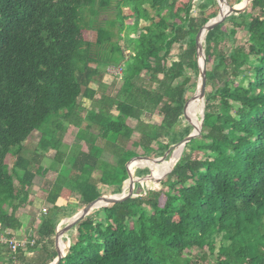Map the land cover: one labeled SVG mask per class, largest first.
I'll return each instance as SVG.
<instances>
[{
  "label": "trees",
  "instance_id": "16d2710c",
  "mask_svg": "<svg viewBox=\"0 0 264 264\" xmlns=\"http://www.w3.org/2000/svg\"><path fill=\"white\" fill-rule=\"evenodd\" d=\"M230 7V0H0V231L21 236L16 213L34 178L54 174L40 192L49 209L29 225L33 243L17 251L22 264L52 262L64 250L54 237L59 215L71 217L101 188L120 193L131 159L171 158V146L192 131L189 122L176 127L194 111L186 94L195 89L189 74L199 72L198 34ZM203 50L200 135L163 177L165 189L135 183L137 195L92 211L70 229L75 239L58 264H264V0L214 23ZM104 67L121 70L114 93L103 90ZM33 131L39 138L26 155ZM66 133L77 143L64 144ZM50 152V165L41 166ZM167 167L136 176L161 181ZM8 252L0 245L3 264Z\"/></svg>",
  "mask_w": 264,
  "mask_h": 264
},
{
  "label": "rangeland",
  "instance_id": "374dc122",
  "mask_svg": "<svg viewBox=\"0 0 264 264\" xmlns=\"http://www.w3.org/2000/svg\"><path fill=\"white\" fill-rule=\"evenodd\" d=\"M195 1L196 0H193V4H195ZM230 2H231V6H236V4H238V3H236V0H230ZM249 6V5H248ZM247 6V7H248ZM195 8H194V11H193V14H195V13H197L198 12V8H197V6H194ZM246 7V8H247ZM226 25H229V24H226ZM139 26L140 27H142V26H144V22L142 21V20H139ZM88 35V38L89 39H92V34H87ZM237 38L240 40V41H244L245 40V38H246V35H245V33H242V32H240L239 34H238V36H237ZM119 45L121 46V47H123V42H120L119 43ZM125 55H128V53L125 51ZM120 73H121V70H120V68L119 67H116V68H114V69H112L111 67H104V76H103V78H102V82H104V84H105V86H104V88H103V90H104V92L105 93H114L113 91H114V89L116 88H110V85H111V83L113 82V76H116V75H120ZM190 75V81H189V83L187 84V86H191L192 87V85H196V83H197V77H195L193 74H189ZM118 77V76H117ZM179 83H180V81H182V79H178L177 80ZM193 93H194V89H192V90H189V92L186 94V96L187 97H189V99H190V97L193 95ZM205 93V92H204ZM215 103V102H214ZM82 104L85 106V107H89V103L87 104V101H85V100H83L82 101ZM204 104V98H202V100H201V106ZM83 110H82V113H84L85 112V110H84V108H82ZM197 111H198V113H197ZM197 113V116H196V118L195 119H192L193 121H194V124L196 123V121L198 120H200L201 119V115H202V109H201V111H199V109L197 108V107H195V111H193L192 112V115H191V117L193 116L194 117V115ZM192 117V118H193ZM151 121L152 122H154V123H156V122H158L159 121V119H158V117L156 116V117H153L152 119H151ZM186 122H188L186 119H185V121H182L181 122V124L180 125H177V127H176V129L179 127V126H184L185 125V123ZM128 123H129V125L130 126H134V124H135V122L134 121H132V120H129L128 121ZM38 138H39V133L38 132H36V131H33L30 135H29V137L27 138V140L23 143V147H24V152H25V154L26 155H29L30 153H31V151H33V149L35 148V146H36V143H37V140H38ZM62 142L64 143V144H68V145H72V143L74 142V143H77V140L76 139H74L73 138V135H69L68 133H66V135H63V137H62ZM172 147V146H171ZM106 155H107V153H105ZM52 155H53V152H50L49 154H48V156H45V158H43L42 160H41V162H40V165L41 166H43V167H48L49 165H50V163H51V157H52ZM166 155V154H165ZM201 156V153H198V152H194L193 154H192V157H200ZM181 157V156H180ZM11 160H10V164L12 163V160H13V158H10ZM149 159H159V164H161V163H165V162H168L169 160H170V158L167 160V158H165V156L164 157H162V158H149ZM146 168H148V167H143V166H140V165H138V164H134L133 165V168H131V172L134 174V178H135V180H136V182L135 183H138L139 185H140V187L142 188V189H144V190H155V191H158V190H161V189H163L164 187V185H163V181L165 180V178H163L162 176H159V177H161L162 178V180L161 181H155V180H153L152 181V178L150 177V176H147L146 175V177H144L143 179L142 178H140V177H137L136 176V170H143V169H146ZM53 173H49L47 176V178L46 177H44V178H39V177H36V178H34V184L32 185V187H31V192H30V196L28 197V203H27V205L24 207V208H21V209H19V210H17V213H16V217L17 216H20L19 217V219H20V221L21 222H23V224H25V226H24V228H23V231H22V234H21V236H17L16 238L17 239H26L29 243L31 242V240L29 241V237L31 236V234L29 233V232H31V229H30V231L28 232V231H26V230H24L28 225H31L30 223H27L26 222V220H25V215L27 214L28 215V213L30 214V215H32V220L31 221H35V222H38V218H39V216H38V214L39 213H42V208H45L46 210H48L49 209V206L46 204V203H44V202H38L37 200H36V198L39 200L40 198H39V196H41V194H40V192L44 189V188H46V186H47V184H46V182H47V179L49 180V177H53ZM151 178V179H150ZM126 183L127 182H125L124 183V185H123V188H121V190L123 189L124 191H126V188H127V185H126ZM126 185V187L124 188V186ZM135 188V187H134ZM102 190H101V194H106V195H110V194H116V193H110V190L109 189H107V188H101ZM165 189V188H164ZM138 191H140V190H138V189H136V190H134L133 191V193H134V195H137V192ZM142 192V191H141ZM119 193V192H118ZM143 193V192H142ZM38 195V196H37ZM34 201V202H32V204H30V202L29 201ZM66 202H65V200H59L58 201V205H63V204H65ZM83 208V207H82ZM81 208V209H82ZM44 214V213H43ZM18 218V217H17ZM59 218H60V220L58 221V223H57V226H56V228H55V232H56V230H60V229H62V227L65 225V223L67 222V220H68V218H63L61 215H59ZM33 225L34 224H32V227H33ZM25 233V234H24ZM27 234L29 235V236H27ZM14 236H16L15 234H14ZM54 237H55V235H54ZM74 239H75V231L74 230H70L69 232H67L66 233V235L64 234V236L61 238V241L63 242V245H69L71 242H73L74 241ZM217 242H218V238H217ZM27 244V243H26ZM25 247V245L22 247V248H24ZM217 247V246H216ZM25 251H24V255H25ZM16 255H17V253H16ZM8 259L10 260V255H9V253H8ZM17 257V256H16ZM25 257H27V256H25ZM30 257H31V255H30ZM7 259V258H6ZM212 263L211 261H207V263ZM20 263L22 264V262L20 261Z\"/></svg>",
  "mask_w": 264,
  "mask_h": 264
},
{
  "label": "water",
  "instance_id": "95a60500",
  "mask_svg": "<svg viewBox=\"0 0 264 264\" xmlns=\"http://www.w3.org/2000/svg\"><path fill=\"white\" fill-rule=\"evenodd\" d=\"M249 3H250V0H241L238 4H236V5H240V7L235 8L234 6H231L225 12L220 13L219 15L209 19L202 26V28L198 34L197 42H196L197 57L201 54L202 55V61H201V64L199 65V72H198V76H197V83L195 85L194 93L190 97V99L188 100V102L186 104V110H187V108H189L191 101L204 98L206 68H205V56H204V50H203V43H204V37H205L206 31L208 29L212 28L214 23L221 20L222 18L228 17L230 14L236 13L238 11H244L246 9V7L249 5ZM203 106H204V104L202 105L201 119L199 121L197 120L198 126H196L194 124V121L192 120V117L189 114L186 116V120L192 126V131L190 132V134L188 136H186L184 139H182L176 145L172 146L173 153H172L170 160L168 161L170 163L169 169L161 175L162 177L168 175L172 171V169L174 168L175 164L177 163V161L179 160V158L182 154L184 146L188 142H190L191 140L199 137L200 130L202 127ZM167 153L168 152H166V155H167ZM137 161H145V162H148V163H151L154 165L155 164L157 165L160 162L159 159H149L146 157H136V158L131 159L126 165V170H127V174H128V178L126 180V182H127L126 191H124L122 189L121 192L117 193V194H110V195L101 194L99 197L96 198V200H94L90 204L84 206L77 213H75L74 215L69 217L67 222L65 223V225L62 227V229H60V230L58 229L55 232V240H56L57 244L61 242V238L66 232H68L71 228H73L74 225H76L79 221H81L84 217L89 215L95 209H98L100 207H106L113 202L123 200L126 198H130L134 195L133 191H134L136 180L134 178V174L131 172V166L134 162H137ZM68 247L69 246L63 245L64 251H61L60 254L52 262H50L48 264H58L60 259L63 258L65 256V254L68 252Z\"/></svg>",
  "mask_w": 264,
  "mask_h": 264
},
{
  "label": "built area",
  "instance_id": "2783aa9c",
  "mask_svg": "<svg viewBox=\"0 0 264 264\" xmlns=\"http://www.w3.org/2000/svg\"><path fill=\"white\" fill-rule=\"evenodd\" d=\"M42 213H46V209L42 208ZM28 241L26 239H17L9 230L0 231V245L8 249L10 255L9 264H21L16 253L18 249L22 248ZM33 242L31 241L30 244Z\"/></svg>",
  "mask_w": 264,
  "mask_h": 264
},
{
  "label": "bare ground",
  "instance_id": "6f19581e",
  "mask_svg": "<svg viewBox=\"0 0 264 264\" xmlns=\"http://www.w3.org/2000/svg\"><path fill=\"white\" fill-rule=\"evenodd\" d=\"M235 8H238V7H240V5H236V6H234ZM225 12V11H224ZM199 60H200V64H201V61H202V55L200 54L199 55ZM201 100L202 99H196V100H193V101H191V103H192V105H193V108H194V111H195V107H197L198 109H199V111H201V109H202V106H201ZM190 103V104H191ZM197 113H198V111H197ZM197 113L194 115V118H192V119H195L196 118V116H197ZM192 115V113H190V116ZM193 117V116H192ZM195 125L196 126H198V121H196V123H195ZM134 164H138V165H140V166H145V167H148V168H152V167H155V166H168L167 168H166V170H168L169 169V165H170V163L169 162H165V163H161V164H151V163H148V162H145V161H137V162H134L133 164H132V166H131V168H133V165ZM65 246V245H64ZM67 246V245H66ZM64 251V250H63Z\"/></svg>",
  "mask_w": 264,
  "mask_h": 264
},
{
  "label": "crops",
  "instance_id": "0c3cea01",
  "mask_svg": "<svg viewBox=\"0 0 264 264\" xmlns=\"http://www.w3.org/2000/svg\"><path fill=\"white\" fill-rule=\"evenodd\" d=\"M37 196H38V195H37ZM39 198H40L39 200H38L37 198H36V200H37L38 202H41V201H42V198H41L40 196H39ZM61 200H62V199H61ZM61 200H60V201H61ZM58 201H59V200H58ZM38 216H39V214H38ZM17 217L19 218L20 216H17ZM32 218H33L32 215H30L29 213H28V215H27V214L25 215V220H26L27 223H30L31 220H32ZM24 226H25V224L22 225V229L24 228ZM24 230H26V231L29 232V231H30V229H29V225H28ZM29 233H30V232H29ZM66 233H67V232H66ZM66 233H65V235H66ZM24 234H25V233H24ZM27 236H29V235L27 234ZM63 236H64V235H63ZM63 236H62V237H63ZM30 255H31V254L29 253L28 256H30ZM0 264H3L1 259H0Z\"/></svg>",
  "mask_w": 264,
  "mask_h": 264
}]
</instances>
